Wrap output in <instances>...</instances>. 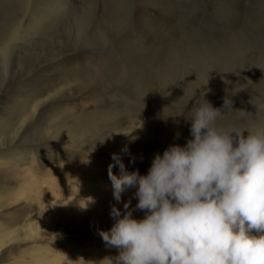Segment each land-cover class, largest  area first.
Masks as SVG:
<instances>
[{
  "label": "rangeland",
  "instance_id": "obj_1",
  "mask_svg": "<svg viewBox=\"0 0 264 264\" xmlns=\"http://www.w3.org/2000/svg\"><path fill=\"white\" fill-rule=\"evenodd\" d=\"M24 1L16 0L20 3L13 6L2 1L0 25L10 11L22 19L28 2ZM66 1L56 23L50 19L34 23L30 9L32 20L24 19L17 39L0 53V120L13 110L17 96L24 98L42 87L57 86L18 143L38 145L39 152L45 153L33 167L42 191L36 202L50 200L58 206L66 227H72V232L65 233L69 247L98 251L105 261L119 251L98 239V224L89 222L94 208L84 204L81 194L101 193L105 202L113 199L109 177L92 178L97 169L110 164L120 174L113 153L120 155L127 148L120 157L126 170L146 174L157 150L163 152L170 145L165 139L171 131L179 144L191 138L187 119L191 102L185 105L201 92L221 110L219 119L224 123L239 126L263 114L264 0H68L69 6ZM158 63L167 68L153 73ZM133 73L151 77L155 93L139 101L154 109L133 112L127 107L134 100L128 87V76ZM225 99L229 107L224 106ZM87 106L96 109L91 114L95 131L84 134L86 141L80 146H64L50 128L57 119L54 114L67 108L77 116ZM135 130L140 134L134 135ZM6 140L17 142L15 136ZM150 142L154 145L145 148ZM10 196L0 199V219L7 224L11 218L28 214L25 196ZM137 212L134 217H143V211ZM28 244L8 247L0 264L13 263Z\"/></svg>",
  "mask_w": 264,
  "mask_h": 264
},
{
  "label": "clouds",
  "instance_id": "obj_2",
  "mask_svg": "<svg viewBox=\"0 0 264 264\" xmlns=\"http://www.w3.org/2000/svg\"><path fill=\"white\" fill-rule=\"evenodd\" d=\"M205 95L185 105L191 138L157 153L146 174L127 171L113 153L114 199L129 188L137 199L134 209L124 203L123 215L113 206L115 223L100 232L119 249L114 264H264V122L224 123Z\"/></svg>",
  "mask_w": 264,
  "mask_h": 264
},
{
  "label": "bare ground",
  "instance_id": "obj_3",
  "mask_svg": "<svg viewBox=\"0 0 264 264\" xmlns=\"http://www.w3.org/2000/svg\"><path fill=\"white\" fill-rule=\"evenodd\" d=\"M2 1L4 0H0V3ZM8 1L11 2L10 6H13L21 2L20 1L16 3V0H8ZM25 1H28V2L26 3ZM25 1L24 2L27 5L25 4L26 8H24V11H23L24 13L22 14L23 16L20 14L22 16V19H19L18 15L15 14L14 11L9 12V10L8 11L6 10L7 12H9L7 13L8 15L5 16L3 19H1L3 21H1V25H0V53L6 51L10 43L13 42L15 39H17V35L21 32L22 27L24 26L23 24V22L25 21L24 19L28 17L31 18L30 15H32V13L29 11L30 9L33 12L32 16H33L34 23L40 22V21L44 22V20L46 19H50V21L46 20V21H49L50 23H52L51 20H54V23H56L55 21L58 19V16H59L58 11L59 9H62L64 6V0H25ZM67 1L66 3L69 6ZM75 2L72 4H75ZM5 6L7 7L8 4ZM10 8L12 7H9L7 9H10ZM72 8H74V6ZM88 10L90 12H93L94 7L89 6ZM46 23H43V24H45L46 26ZM30 25H27V26H30ZM31 26L33 27V25ZM49 28H47V30ZM29 30L32 31L31 29ZM29 30L28 32H30ZM165 68H167V66H164L163 63L161 64L158 63V64L153 65L152 71L153 73H156L157 69H165ZM128 80H129L128 87H129L130 96L134 100H129L127 107L133 112L135 110H138L137 112H139L143 109H147V110L154 109L155 106L150 105V104L146 105L139 101L140 98L146 97V96L150 97L151 95L155 93V89L152 88L150 84L152 82L151 77L147 79V76L141 77V75L133 73L130 76H128ZM166 82H168V80ZM56 87L55 86L42 87L33 92H30V94L24 98L15 96L17 99V103L14 106L13 110L10 112L7 118L0 120V174H3V177H0V199L6 198L10 195L13 196V194L18 195V198H20L21 196L23 198V195H24L25 198L27 199L26 206L28 207V214H26L23 218H20L17 220L16 218H11V223H8V224L7 222H4V221L2 222L0 219V263L3 259L2 257H5L4 254L7 251L8 247L14 246L16 243L17 244L18 243L20 244L29 243L24 248L20 256L15 257V260L13 263H6V264H97V263L107 264L108 260H110L109 264H114V258L116 256H112L108 260L104 261V256L102 254L97 255L98 251L97 253H93V252L90 253V250L76 251V250H73V248H70L69 247L70 245L68 244L69 240L65 239V233L72 232L71 230L72 227L71 228L66 227L65 216L60 215V212H58L57 210L58 206L56 205L54 206L52 204V201L50 200H46L45 202H43L44 204H42V202L40 204L36 202L37 200L42 198L40 196V194L42 195V191H40L41 189V187H39L40 185L37 186L39 183L38 182L39 178H37V175L34 172L33 167H34V163L36 162L37 157H41L45 153L39 152L38 145L37 146L23 145L25 143L20 144L18 142H20L21 136L24 134V132L27 131L26 129L29 128L30 123L35 117V115L39 112V110H41L42 106L50 98H52L50 95L55 94L54 92H56L57 90ZM163 90L167 91L168 86L166 87L165 85ZM112 98H114L113 100L116 99L113 96ZM92 108L94 107L87 106L85 110L81 109L80 111H78L79 114L77 116L73 115L75 111H70L69 109L67 110V108L60 109L57 112V114H54L53 119L54 120L56 118L57 119L55 122L53 121V124L50 127L54 129V134H55L54 136H60L61 137L60 142L64 146H67V147L68 146L73 147L74 145L80 146L82 143H85L86 137H83V135L86 133L91 134V132L95 131V127L92 124L94 115L92 116L91 114L92 112H95L96 109L92 110ZM108 110H111V109H108ZM255 112H254V115H255ZM140 113H137V114H140ZM104 119H103V123H106V120ZM232 121H235V120H232ZM261 122H264V110H263V114L260 117L256 118V120H252V121L250 120L249 122L247 121L241 122V124H239V127L246 129L248 127H252ZM87 125L89 127H87ZM133 132H134V135L140 134V132L138 133L137 130ZM171 133L168 134V137L165 139V142H168L170 145L179 144L178 141L175 138H173V134ZM7 136H10V137L15 136V138L17 139V142L15 140H14V143L13 141L7 142L6 140ZM97 140H94V141H97ZM150 144L154 145V142L144 144V147L146 148ZM125 152L126 151L122 149L119 156L123 157V153ZM157 153L162 154L163 152H161L160 150H157L156 154ZM64 157H67V154L64 155ZM108 168L109 166H105L104 168H101L99 170L97 169L96 173H94L92 178L94 179V178H102V177L108 176ZM112 170L115 173V169H112ZM79 185H81V182ZM99 191L100 189L98 190V192ZM134 191H135L134 188L126 190L124 193H122L120 201H116L114 199L113 191H111L109 195L112 194L111 196L113 199L111 201H109L108 199L106 202H105L106 198L103 199V197H101L102 195H100L101 193L94 192V195H93L91 194V192L90 193L86 192V193L81 194V199L84 200L83 202H85L84 204L86 205L87 203H89L87 205L88 208H91V209L94 208L93 209L94 212L93 214H91V217L89 218V222L92 221L98 224V226L96 227V229L98 230V236H97L98 239L104 241L103 237L100 236V232L102 230L103 231H107V229L110 230L108 226L110 224L115 223V218H113L110 215V211L113 206L120 208L121 215H123L124 212L127 211L126 209H124V203L131 200V204L129 205V208L134 209V206L137 203V199L133 196ZM31 192H34L35 195H31L30 194ZM91 200L95 202L93 206L90 205V203H92ZM43 206H45V208ZM137 210L138 209L134 210L133 214L138 213ZM135 215L138 216V217L135 216L136 218H142V217H139L140 215H137V214ZM142 215L144 216V214ZM62 240H63V243H62ZM89 244H92V242L90 241Z\"/></svg>",
  "mask_w": 264,
  "mask_h": 264
}]
</instances>
